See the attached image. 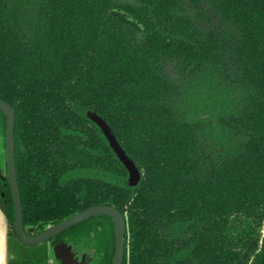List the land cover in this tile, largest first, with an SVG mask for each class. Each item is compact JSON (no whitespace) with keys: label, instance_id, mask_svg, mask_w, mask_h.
I'll list each match as a JSON object with an SVG mask.
<instances>
[{"label":"trees","instance_id":"trees-1","mask_svg":"<svg viewBox=\"0 0 264 264\" xmlns=\"http://www.w3.org/2000/svg\"><path fill=\"white\" fill-rule=\"evenodd\" d=\"M29 1L0 0L26 232L109 205L126 219L122 264H264V0ZM88 111L140 169L137 186ZM6 130L0 110L9 264H59L60 243L79 264H112L109 215L20 241Z\"/></svg>","mask_w":264,"mask_h":264},{"label":"water","instance_id":"water-1","mask_svg":"<svg viewBox=\"0 0 264 264\" xmlns=\"http://www.w3.org/2000/svg\"><path fill=\"white\" fill-rule=\"evenodd\" d=\"M0 110L7 117L6 130V164L7 177L10 185L11 194L14 203L15 226L16 232L20 241L25 245H37L49 241L67 229L77 225L95 215H109L116 223V250L112 264H122L125 255V240H126V219L123 214L115 207L109 205H97L89 207L81 212H78L54 225L49 226L44 231L31 235L25 230L23 208L20 189L18 185L17 170L15 164V111L11 104L0 99ZM88 118L93 121L101 129L102 133L109 142L119 160L123 163L129 173L128 183L130 186H137L141 180L142 174L135 162L126 153L116 137L114 131L108 122L94 111L87 112ZM55 258L60 260L59 264H79L77 254L66 246L64 243L56 245L54 248ZM82 259V262L84 261Z\"/></svg>","mask_w":264,"mask_h":264},{"label":"crops","instance_id":"crops-1","mask_svg":"<svg viewBox=\"0 0 264 264\" xmlns=\"http://www.w3.org/2000/svg\"><path fill=\"white\" fill-rule=\"evenodd\" d=\"M8 232L9 225L7 217L0 208V258L3 259L4 264H9L10 254L8 251ZM50 254L54 255V250H50Z\"/></svg>","mask_w":264,"mask_h":264},{"label":"rangeland","instance_id":"rangeland-1","mask_svg":"<svg viewBox=\"0 0 264 264\" xmlns=\"http://www.w3.org/2000/svg\"><path fill=\"white\" fill-rule=\"evenodd\" d=\"M29 5H30L31 7L33 6V0H30V1H29ZM31 7H30V8H31ZM3 150H4V147H3V139H2V137H0V155L3 153ZM52 250H53V249H52ZM82 259H83V257H81L79 263L82 262ZM55 260H56L55 256H52V255L50 254V261L55 262Z\"/></svg>","mask_w":264,"mask_h":264},{"label":"clouds","instance_id":"clouds-1","mask_svg":"<svg viewBox=\"0 0 264 264\" xmlns=\"http://www.w3.org/2000/svg\"><path fill=\"white\" fill-rule=\"evenodd\" d=\"M0 264H4V262H3V259H2V258H0Z\"/></svg>","mask_w":264,"mask_h":264}]
</instances>
